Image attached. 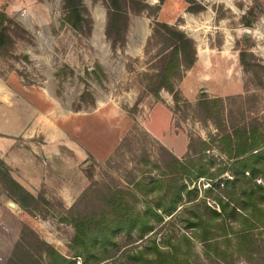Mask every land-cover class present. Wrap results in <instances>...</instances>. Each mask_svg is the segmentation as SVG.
Instances as JSON below:
<instances>
[{
  "label": "rangeland",
  "instance_id": "obj_1",
  "mask_svg": "<svg viewBox=\"0 0 264 264\" xmlns=\"http://www.w3.org/2000/svg\"><path fill=\"white\" fill-rule=\"evenodd\" d=\"M0 1V9L19 26L11 33L10 55L0 56V77L38 111L46 133L16 139L0 159L37 200L25 210L8 197L15 190L0 182V264L18 262L25 254L50 264L40 242L80 264L69 248L72 215L108 209L109 191L134 193L136 181L145 184L169 173L173 157L204 165L206 175L216 173L228 163L219 144L225 131L232 126L264 130V0H146L141 10L126 3L124 42L115 46L105 34V0H82L84 22L77 29L64 20V0ZM156 22L182 31L195 46V63L174 81L177 102L164 89L157 96L148 91L162 49L152 39ZM199 141L209 144L201 154ZM194 185L202 190L208 181L198 177L189 188ZM222 192H212L206 205L213 206V196ZM136 197L135 208L146 209L151 198ZM10 202L16 208L8 207ZM197 209L204 212L202 205ZM186 216L180 210L165 217L157 236L187 231ZM255 233L264 238V229ZM130 240L121 238L122 244ZM193 246L190 264H224L212 253L211 260L205 258L199 242ZM228 254L226 262L248 264L231 249ZM254 258L252 264H263Z\"/></svg>",
  "mask_w": 264,
  "mask_h": 264
},
{
  "label": "trees",
  "instance_id": "obj_2",
  "mask_svg": "<svg viewBox=\"0 0 264 264\" xmlns=\"http://www.w3.org/2000/svg\"><path fill=\"white\" fill-rule=\"evenodd\" d=\"M105 1L108 4L106 37L114 38L113 46L117 42L122 45L127 28L125 4H138L141 10L146 6L143 3L146 0ZM157 1L159 4L165 2ZM63 10L66 13L64 20L72 29L79 28L84 22L81 16L84 10L82 0H64ZM18 28V24L2 7L0 56L10 55L14 46L11 33ZM152 39H158L157 43L162 49L157 56L159 68L149 78L148 91L157 96L164 89L177 102L179 95L174 81L180 77L181 72L190 69L195 63L194 43L182 31L159 22L154 24ZM208 103L201 101L203 105ZM199 142L197 152L201 154L208 150L209 144ZM219 144L228 163L216 173L206 175L201 163L202 166L191 158L183 162L173 157L169 173L160 172L145 184L136 181L134 188L137 193L135 190L130 193L113 189L105 198L108 209L72 215L68 221L74 229L69 245L73 258H78L80 264H190V257L195 255V240L202 245L207 259L211 258L212 253L214 257L220 256L224 264H232L226 262V258L231 257L228 254L231 249L233 254L245 258L248 264H252L254 256L259 257L264 264V238L258 239L255 233L260 228L264 229V130L257 126H232L219 138ZM191 145L190 141V151ZM225 173L230 178L221 180L219 177ZM182 175H186V181ZM198 177H206L208 186L202 190L196 185L189 188L192 180ZM0 182L15 190V193L10 191L8 197L20 207L26 210L30 208L29 202L36 204L37 200L11 178L8 167L1 160ZM216 189L223 191V195H214L213 206L206 205L205 198L211 197ZM137 194L148 198V201L151 198L146 209L135 208ZM201 194H204L203 198L199 197ZM127 196L132 201H128ZM199 205L203 206L204 212L197 209ZM180 210L187 215L182 219L187 231L175 237H158L157 227L165 224L164 218L173 217ZM230 223L235 225L234 229ZM121 238L131 240L122 244ZM137 241L145 243L143 246L127 248ZM40 244L46 249L50 264H75L76 259L60 255L44 242ZM223 244L225 248H220ZM8 264L42 263L32 255L25 254L18 262L10 259Z\"/></svg>",
  "mask_w": 264,
  "mask_h": 264
},
{
  "label": "crops",
  "instance_id": "obj_3",
  "mask_svg": "<svg viewBox=\"0 0 264 264\" xmlns=\"http://www.w3.org/2000/svg\"><path fill=\"white\" fill-rule=\"evenodd\" d=\"M39 122L38 111L17 96L8 86V80L0 77V151L3 150L0 159L10 151L16 139H29L38 132L46 135Z\"/></svg>",
  "mask_w": 264,
  "mask_h": 264
},
{
  "label": "water",
  "instance_id": "obj_4",
  "mask_svg": "<svg viewBox=\"0 0 264 264\" xmlns=\"http://www.w3.org/2000/svg\"><path fill=\"white\" fill-rule=\"evenodd\" d=\"M7 205H8V207H10V208H13V209L16 208V206H15L14 203H11V202H10V203H8Z\"/></svg>",
  "mask_w": 264,
  "mask_h": 264
}]
</instances>
